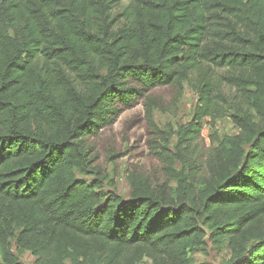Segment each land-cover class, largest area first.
I'll use <instances>...</instances> for the list:
<instances>
[{
	"label": "trees",
	"instance_id": "trees-1",
	"mask_svg": "<svg viewBox=\"0 0 264 264\" xmlns=\"http://www.w3.org/2000/svg\"><path fill=\"white\" fill-rule=\"evenodd\" d=\"M124 1L0 0V264L19 263L13 238L34 264H196L208 240L264 264V0ZM185 83L199 100L161 131L165 181L131 172L124 198L81 177L118 106ZM230 109L238 133L200 163L203 120Z\"/></svg>",
	"mask_w": 264,
	"mask_h": 264
},
{
	"label": "rangeland",
	"instance_id": "rangeland-1",
	"mask_svg": "<svg viewBox=\"0 0 264 264\" xmlns=\"http://www.w3.org/2000/svg\"><path fill=\"white\" fill-rule=\"evenodd\" d=\"M130 1L125 0L122 6ZM210 72L215 78H219L227 70L210 69ZM220 88L234 103L240 101V96L228 85L223 84ZM150 99L157 104L153 111L156 126L151 125L146 112V103ZM198 100V94L188 83L184 84L183 90L173 85L142 89L131 107L118 106L112 125L86 138L91 163L88 171L81 177L88 182L93 181L97 177L95 171L98 168L108 176L104 183L105 188L115 190L124 198L129 197L128 175L131 172L147 175L156 184L162 183L166 176L155 148L161 131L174 132L193 119ZM232 112L230 109L223 117H207L203 120L201 135L193 143L200 163L205 161L208 149L214 146L213 140H216V146L225 136L238 133L232 120ZM177 140L176 135L171 138V147ZM12 249L18 258V264H34L35 257L31 252L20 249L15 238L12 239ZM193 257L196 264H230L235 256L226 240L217 243L208 240L195 250ZM67 264L70 262L67 261ZM139 264L154 263L145 258Z\"/></svg>",
	"mask_w": 264,
	"mask_h": 264
}]
</instances>
